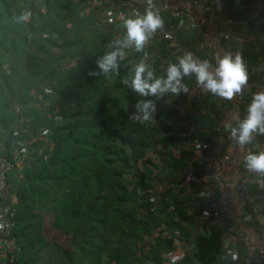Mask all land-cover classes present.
<instances>
[{"label":"trees","instance_id":"16d2710c","mask_svg":"<svg viewBox=\"0 0 264 264\" xmlns=\"http://www.w3.org/2000/svg\"><path fill=\"white\" fill-rule=\"evenodd\" d=\"M221 2V12L235 20L248 19L254 5L260 3L254 21L261 23L256 36L262 34L264 0ZM85 8L89 10L86 14ZM26 12L30 14L28 19L21 20ZM159 14L166 18L164 24L169 30L175 20L167 13ZM100 16V8H91L83 0H0V156L14 161L15 147H21L18 141L24 142L21 148L29 151L21 170L16 166L7 175L8 191L16 196L14 233L22 264L30 259L23 253L27 248L37 251L35 254L47 249L48 256H60L55 264H143L144 259L155 264L163 251L176 248L175 236L185 243L192 242L195 251L180 260L184 262L175 264H191L193 259L196 264H243L245 246L242 240L228 235L230 221L224 216L214 218L209 200L199 197L208 186L214 197L219 191L204 182L194 184L190 190L178 187L188 165L197 175L206 172L199 158H194L191 146H197L202 157L212 154L226 131L221 122L222 102L212 94L202 95L186 115H180L174 100L165 117L177 116L180 124L177 128L163 124L164 136L160 138L145 132L144 123L132 122L130 115L141 96L122 83L125 77H132L134 65L141 60L155 76H164L167 65L177 62L179 54L184 53L174 52V37L203 60H210V50L199 49L200 37L191 28L177 30L169 37L153 35L143 52L125 49L117 71L92 75L99 72L97 58L125 35L121 21L100 26ZM227 36L229 40V33ZM17 37L21 42H14ZM7 41H13V48H5ZM20 43L26 45L24 50ZM237 52L248 68V82L263 84L264 67L258 63L264 57V39L256 45L250 42L249 47ZM256 63L252 72L250 66ZM251 97L241 106V118L246 115ZM258 138L264 140V135ZM182 144L185 146L178 152L171 150ZM150 145L156 146L159 161L147 154L152 151L148 150ZM114 162L120 167L113 169ZM159 167L161 180L166 182L154 191L153 168ZM239 169L250 172L244 160ZM253 174H248L256 177L247 183L249 198L244 202L251 217L237 224L239 231L257 224V214L264 213V176ZM258 180H262L261 187ZM177 188L189 196H175L173 190ZM197 191L199 196L193 200L191 194ZM133 194L142 216L140 211L129 216L125 212L130 210L124 206ZM204 214L205 230L192 238L188 227L194 217ZM142 217V228L126 232L124 225ZM46 218L48 230H44ZM161 223L174 227L166 235L156 234ZM110 224V230L114 229L123 241L110 240ZM43 231L52 240H45ZM153 234L155 239H149ZM143 235L149 241L144 239L147 253L140 255L138 251L143 247L137 240ZM122 247L127 255L121 252ZM230 248L234 249L232 255L227 252ZM252 264H264V257H254Z\"/></svg>","mask_w":264,"mask_h":264},{"label":"clouds","instance_id":"9594fccd","mask_svg":"<svg viewBox=\"0 0 264 264\" xmlns=\"http://www.w3.org/2000/svg\"><path fill=\"white\" fill-rule=\"evenodd\" d=\"M144 5L143 12L139 9H132L129 15L121 16L125 31L123 39L116 40L109 45L110 50L105 51L95 61L99 72L94 71L90 74L104 75L117 71L118 61L124 58L125 49L132 48L136 52H143L145 45L153 35L158 30H163L164 20L156 10L154 0H144ZM29 15L26 12L20 19L27 20ZM132 72V77L130 79L125 77L122 83L141 97H156L157 99L169 93L172 97H177L182 93L188 94L189 88L182 83L186 76H194L197 87L203 92L228 101L242 94L249 81L248 68L239 52L217 54L215 66L207 59L201 60L191 52H184L177 58V62L167 65L165 75L160 77L155 76L147 63L141 60L134 65ZM156 107L152 99L137 101L130 119L140 123L149 121L154 117ZM224 129L241 148L252 143L254 133L264 135V90L253 93L246 115L243 118L238 114L230 116L224 123ZM243 159L246 169L264 176V151L247 152ZM233 258L235 259V256Z\"/></svg>","mask_w":264,"mask_h":264},{"label":"built area","instance_id":"2783aa9c","mask_svg":"<svg viewBox=\"0 0 264 264\" xmlns=\"http://www.w3.org/2000/svg\"><path fill=\"white\" fill-rule=\"evenodd\" d=\"M234 1L235 3L239 2V0ZM83 2L89 4L91 8L96 7L105 9L107 15H117L116 21L118 22L121 21L122 15H129L132 9H139L141 11L144 10L145 7L144 0H83ZM154 3L158 12L167 13L169 18L175 20V23L169 25V30L164 24L163 30H158L157 33L154 34L155 36L164 35L169 37L177 30L193 29L200 37L198 44L199 49L207 48L210 50L209 61L213 66H215V57L217 54L222 55L224 52L234 53L230 41L226 40V37H228L226 25L228 22L230 23V21H225L222 17L218 18L215 34L213 36L209 34L210 23L216 19L217 14L222 10L221 0H154ZM87 8H89V6ZM87 8L84 9L83 13L89 11ZM163 20L165 22L166 18ZM199 59L203 60L202 58ZM192 78L195 90L199 91L203 96L210 94L199 89L195 77L192 76ZM215 98L222 102L226 101L218 96H215ZM225 110V107H223L221 122H224L225 118L228 117ZM222 137L231 143L235 141L228 136L227 131L223 133ZM23 143L22 141L17 142L21 147ZM21 147L18 149V162L16 159L11 161L0 156V201L2 202L0 206V225H3V227H0V254L6 258L8 264H22L19 242L14 233L16 227V196L14 193L8 191L7 182V175L10 170L20 164L23 158L27 156L26 151L28 150ZM244 155L241 157L236 153L221 154L213 151L209 160H198L199 164L204 163L206 172L197 175L194 173L192 167L186 168L178 187L190 190L194 184L199 182L213 185L219 191L217 197H212L210 190L201 192L200 195L206 201L209 200V207L214 218L223 216L222 214L229 202L228 190L232 185L231 182L223 179V175L234 165H240L244 160ZM214 162H217L220 166L218 171L212 169ZM258 183H261L259 185L261 187L262 180H258ZM234 184L238 198L244 203L248 196L247 183H245V181H238ZM256 209L258 210V208ZM224 217H226L231 224L228 230L230 238L240 239L244 243L246 255L243 258V264H252L254 257H264V240L260 243L252 242L249 235L237 229L238 223L231 215L228 214ZM227 252L232 255L234 254V249L230 248Z\"/></svg>","mask_w":264,"mask_h":264},{"label":"crops","instance_id":"0c3cea01","mask_svg":"<svg viewBox=\"0 0 264 264\" xmlns=\"http://www.w3.org/2000/svg\"><path fill=\"white\" fill-rule=\"evenodd\" d=\"M36 5H38V3H36ZM260 3L254 5L253 9L250 11L249 15H248V19H242V20H235L233 18H231L229 15H225L224 12H219L216 16V19L213 20L210 25H209V34L210 36H213L216 32V22L217 19L222 17L225 21H230V23L228 22V24L226 25V31L229 33V41H232V45L234 46L235 49L234 53L237 52V50H243L246 47H249L250 42H253L255 45L264 39V31H262V34L256 36V34L259 33L260 31V27H261V23L259 20L254 21V19L258 16L259 14V10H260ZM253 20V23H251ZM263 22V21H262ZM232 25H234L232 27ZM151 40L148 41V43L146 44V46H150ZM172 45L175 46V50L174 52L176 54L179 53H183V52H190L186 49L183 48L182 42L176 39V37L173 38ZM192 53V52H191ZM193 54V53H192ZM183 55V54H182ZM179 56H181V54H179ZM258 65H262L264 67V57L260 60V62L258 63ZM257 67V63L250 66L252 72L254 71V69ZM249 74V73H248ZM182 83H184L188 88H189V93L188 94H180L177 97H172V95L166 94L163 98L157 99L156 97H144V98H150L153 101H155L156 103V111L154 113V117L149 120V121H145L144 122V131L145 132H151V130L156 129V124H158V126L160 125L159 122H168V124H172V127L177 128V126L180 124V120L178 119L177 116L171 117V118H167L166 119V115H165V111L168 108V105L170 104H175L174 100L178 103L175 104L176 108L178 109V112L180 115H186L191 104L193 102H197L199 96H202V94L194 89V81L192 76H186L184 77ZM259 90H264V83H258V82H253L250 83L248 82V86L244 89V91L242 92V94L237 95L236 98L232 101H221L223 107H225V113L228 115V117L225 118V121H227L229 119L230 116L232 115H236L238 114L239 116L241 115V106L244 105L247 102L248 97L253 93H255L256 91ZM183 100H181V98H183ZM225 121L223 122V125L225 123ZM162 123L163 124H166ZM151 123V125H150ZM235 123V122H233ZM254 139L252 141V143L245 145L243 148H241L236 141H234L233 143L227 141L226 139H224L222 137V139L220 141L217 142L215 148H214V152L215 153H221V154H238L241 157H243L244 154H246L247 152H260V151H264V140H261L258 138L257 134H253ZM193 144V143H192ZM185 145L182 144L181 146L178 147H174L171 150H175L176 152H178V150L180 149V147H184ZM191 150L196 153L194 158H199L200 160H209L210 156L207 157H202L201 156V151L197 146L192 145L191 146ZM18 148L15 147V156L14 159H16V161L18 162V158H19V154H18ZM147 154L150 155V157H156V160L159 161L160 160V154L157 152L156 155L154 154L153 151H148ZM28 156V154H27ZM25 156L22 160V162L20 164L17 165V168L19 169V171L21 170L20 168L23 166V162H25V158L27 157ZM199 163V161H198ZM201 165L203 167H205L204 163H201ZM189 168L191 167L190 165H188ZM240 165H234L229 171H227L224 175H223V179L225 181L231 182V188L228 190V198H229V202L227 204V207L225 209V211L223 212V216L226 215H231L234 220L237 223H242L243 221H248V218L251 217L247 214V211H245V205L242 202L241 199L238 198L237 196V191L235 188V182L238 181H245V183H249L251 182L256 176H249L248 173L245 172H240L239 169ZM212 169L214 171H218L220 169V166L217 162H214ZM165 170V169H164ZM167 170V169H166ZM162 171V168H153V176H155V180L153 182H151V184H153L152 189L154 191L160 190L166 180L162 181V174L160 175ZM168 171V170H167ZM257 174V173H256ZM253 174V175H256ZM161 176V177H160ZM160 179H159V178ZM9 186V184H8ZM204 190H210V186H208L207 188H204ZM175 196L177 195L178 197L180 196L181 199H184V196H189L187 195L188 193L185 191H179L178 188L173 190ZM211 192V196H213L212 191ZM192 198L194 195L193 200H197L195 196L198 195V191L196 193L191 194ZM171 198V195H168ZM199 196V195H198ZM177 197V198H178ZM202 197V196H199ZM2 202L0 201V206H1ZM171 208V206H170ZM256 208H260V207H256ZM264 209V207L262 208ZM257 210V209H256ZM165 216V215H164ZM194 221L193 224L189 225V231H190V236L193 238V236L197 233V232H202L203 230H205L204 225H205V221H207V215H201L199 217H194ZM165 220V219H163ZM257 220L258 223L255 225H248L243 227L242 231L245 232L247 235L250 236V239L252 242L255 243H260L264 240V213H260L257 214ZM48 222H47V218L45 220V225H44V230H48ZM157 232L156 234L161 233V235H166L167 233H170L171 230L169 227H166L163 223H161L159 225V227L157 228ZM44 237L45 240H52L50 238H48V234L46 232H44ZM175 233H177V231L175 230ZM155 234L150 235L148 238L151 240L155 239ZM178 235V234H175ZM174 235V236H175ZM229 235V234H228ZM153 237V238H152ZM148 238H144L145 240H147ZM190 240H193L190 238ZM149 241V240H147ZM229 242V239L226 238V243L225 245H227ZM173 245H176V248L173 250H167V251H163L159 256H158V261L156 263L158 264H175L178 263L184 256H192L193 253H195L194 249V245L191 242L190 244L185 243L181 238L179 239L178 237H174L173 239ZM46 248H48V245H45ZM26 252L25 257H29L33 260L34 257L36 256H40L39 253L35 254L34 251H32V249L27 248L25 250H23V253ZM142 252H144V254L147 253V247L144 246L142 248L141 251H138V254L142 255ZM21 253V252H20ZM21 255V254H20ZM176 258V259H174ZM190 261V260H189ZM180 262H184V260L180 261ZM155 263V264H156ZM0 264H8V261L6 260V258L0 254ZM27 264H30L29 262ZM144 264V263H143ZM145 264H154V262L152 260H146ZM191 264H196V260L193 259Z\"/></svg>","mask_w":264,"mask_h":264},{"label":"rangeland","instance_id":"374dc122","mask_svg":"<svg viewBox=\"0 0 264 264\" xmlns=\"http://www.w3.org/2000/svg\"><path fill=\"white\" fill-rule=\"evenodd\" d=\"M100 11H101V13H102V16H100V19H98L97 20V23L100 25V26H104V25H107L108 23H112V24H116V23H118V21H116V16L117 15H115V14H112L111 16L110 15H107L106 14V10L105 9H100ZM88 12V11H87ZM87 12H84V14H86ZM11 26H9V27H7V30L10 28ZM13 28V27H12ZM11 28V29H12ZM11 29L9 30V31H11ZM14 42H21V37H17V38H15V41ZM13 46H14V44H13V41H7V43L5 44V48H8V49H10V48H13ZM20 48L21 49H23L24 50V47L26 48V45H24L23 43H20ZM138 64V63H137ZM6 70H8V69H6ZM34 99H37V97L36 96H34ZM143 99H147V98H143V97H141L140 99H139V101L140 100H143ZM148 99H150V98H148ZM132 122H137V121H132ZM166 122V121H165ZM165 122H159L160 123V125L158 126V124H156V129H153V130H151V134H154L155 136H157V137H163L164 136V128H162V123H165ZM144 123V122H143ZM166 123H168V122H166ZM149 133V132H148ZM148 150H152L153 152L154 151H156V146L155 145H150V147H149V149ZM156 153L157 152H154V154L156 155ZM26 154H29V151H26ZM151 160H153V159H151ZM148 164V163H147ZM147 164H144V166L143 165H141V164H139V165H141L142 166V168H145V167H147L146 165ZM155 164H158L157 163V161H154V165ZM112 168L113 169H116V168H119L120 167V165H119V163L118 162H114L112 165ZM149 170V169H148ZM129 182V181H128ZM133 198H135V194H133V196H132V199H130V201H127L126 202V205H127V207L126 206H124L125 208H130V210L129 209H126V211L125 212H128V216L130 215V214H132V215H134L135 213H139L138 211H140V215L142 216L144 213H143V211L140 209V207H136V205H135V201L133 200ZM144 226V217H142V218H139V219H135L134 221H133V223L131 224V225H127V226H123V227H125L124 229H126V232H130L133 228H142ZM174 227V225H171V226H169V228H173ZM111 229V224H110V228H109V238H110V240H114V241H116V242H121V241H123V239L116 233V231L114 230V229H112V230H110ZM153 238V237H152ZM137 242L141 245V247H144V235H143V238L142 239H139V240H137ZM47 249H43V250H40L39 251V255L40 256H36V257H34L33 258V260L30 258L29 260H28V262L30 263V264H55L56 263V261L60 258V256H57V257H50V255L48 256L47 255V251H46ZM121 252L123 253V254H125V255H127L126 254V251H125V248L124 247H122L121 249ZM35 252H37V251H35ZM26 259H28L27 257H26ZM70 260H71V258H70ZM144 264H145V259H144Z\"/></svg>","mask_w":264,"mask_h":264}]
</instances>
